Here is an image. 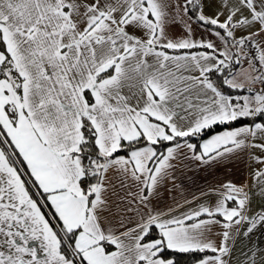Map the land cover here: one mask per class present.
<instances>
[{
  "label": "snow or ice",
  "instance_id": "snow-or-ice-1",
  "mask_svg": "<svg viewBox=\"0 0 264 264\" xmlns=\"http://www.w3.org/2000/svg\"><path fill=\"white\" fill-rule=\"evenodd\" d=\"M241 155L250 181L158 211L175 162ZM258 231L264 0H0V264H174L165 248L264 264Z\"/></svg>",
  "mask_w": 264,
  "mask_h": 264
},
{
  "label": "crops",
  "instance_id": "crops-1",
  "mask_svg": "<svg viewBox=\"0 0 264 264\" xmlns=\"http://www.w3.org/2000/svg\"><path fill=\"white\" fill-rule=\"evenodd\" d=\"M206 11L209 14L212 13L211 8L206 9ZM194 19L195 18L193 17V20ZM193 27L196 29L198 38L203 36L208 39H215V37L210 36L207 31H202L200 28H198L195 23L193 24ZM176 31L182 34L179 28H177ZM244 66L246 67V65ZM224 93L227 94L226 92ZM241 94L242 93L231 96L235 97ZM252 123L253 121L251 120L249 123L236 127L250 125ZM225 130H228L227 127L203 138L200 142V145H202L205 140L210 139L211 136ZM257 154H259L258 151ZM175 163L176 168L170 174L171 177H174V179L169 178L162 184L160 188V196L156 201H154L158 211L164 212L166 214H168L169 210L171 209V215H178L181 212L189 210V208L195 207L197 203H204L209 198L207 196H202L201 194L206 193L209 189V186L219 185L220 183L229 180L239 184L243 183L246 178L249 181L251 179L249 175L251 171V168L249 167L250 161L247 156L243 155H241V157L238 159L228 162L226 165L213 164L211 166H207L200 164L198 161L192 160L190 156L187 160L177 161ZM185 201L188 203H185ZM177 205H180L181 207H177ZM152 230L153 229H151V231ZM219 230L220 229L218 228L214 229V231L217 232ZM153 233H155V230H153ZM254 239L260 243L261 246H264V233L258 231ZM194 264H199V261Z\"/></svg>",
  "mask_w": 264,
  "mask_h": 264
},
{
  "label": "trees",
  "instance_id": "trees-1",
  "mask_svg": "<svg viewBox=\"0 0 264 264\" xmlns=\"http://www.w3.org/2000/svg\"><path fill=\"white\" fill-rule=\"evenodd\" d=\"M195 11L196 10H194V12ZM196 14H198V12ZM227 72H228V70H226L225 74H227ZM225 74H220V73L213 74L212 79L214 81H216L217 84L220 86L221 90L223 92H226L227 94L235 95V94L241 93V92H238L235 89L230 88L228 85L223 83V79H224V75ZM251 120H252L251 118H245L242 122H235L232 126L236 127V126H239V125H243V124L249 123ZM256 122H260V120L257 119ZM226 127H227L226 125H216V126L210 128V129H207L204 133H202L199 136L191 137V139L189 141L192 142V143H195V144H197L199 146L200 142H201V140L203 138H205V137H207V136H209V135H211L213 133H216V132H218L221 129H224ZM164 149H165V146L161 145L160 146V150L164 151ZM24 170L27 171L26 168ZM45 210H46L48 215L52 214L51 209H45ZM152 229L155 230V233H153V230H152L150 232V235L147 237V239H149V240H151V239L152 240L153 239H159L160 238L159 230L156 227H154V226H153ZM208 254H211V253L210 252L202 253V252H196V251L186 252L185 253V252H179V251L174 250V249L165 248L163 250V252H162V258H164L166 260L167 259H171V260H173L174 264H194V263L200 261L202 258H204Z\"/></svg>",
  "mask_w": 264,
  "mask_h": 264
}]
</instances>
